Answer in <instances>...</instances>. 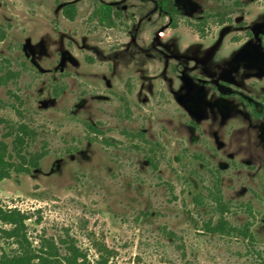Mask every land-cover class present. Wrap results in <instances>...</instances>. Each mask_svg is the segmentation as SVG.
<instances>
[{
    "label": "rangeland",
    "instance_id": "obj_1",
    "mask_svg": "<svg viewBox=\"0 0 264 264\" xmlns=\"http://www.w3.org/2000/svg\"><path fill=\"white\" fill-rule=\"evenodd\" d=\"M20 126L45 156L0 203L34 240L69 233L91 260L106 244L110 264H264V0H0L10 152ZM218 180L254 240L204 230Z\"/></svg>",
    "mask_w": 264,
    "mask_h": 264
},
{
    "label": "trees",
    "instance_id": "obj_2",
    "mask_svg": "<svg viewBox=\"0 0 264 264\" xmlns=\"http://www.w3.org/2000/svg\"><path fill=\"white\" fill-rule=\"evenodd\" d=\"M229 20L230 17L223 14L218 22L224 24ZM196 27L204 37L205 23L198 22ZM88 127L99 131L96 126ZM9 136L14 137L12 152L6 140L0 138V182L10 178L13 172L30 173L33 168L39 167L45 156L44 152L29 154L25 151L27 138L30 136L27 126H20L17 133L6 134V137ZM208 197L214 203L219 217L216 222L206 221L203 225L205 231L214 234H241L250 241L254 240L249 223L237 227L226 219L225 215L230 206L222 195L220 180L214 183V189L210 190ZM28 219L30 216L25 211L17 207L6 208L0 203V233L8 241V248L0 254V264H110L114 251L106 244L96 241L92 243L98 258L91 260L88 253L69 233L66 234V238H60L58 241L54 237L46 236L34 240L29 232ZM61 246L64 248L63 253Z\"/></svg>",
    "mask_w": 264,
    "mask_h": 264
}]
</instances>
